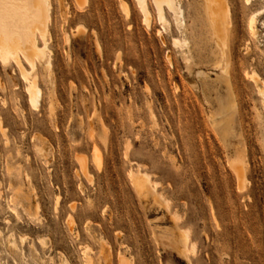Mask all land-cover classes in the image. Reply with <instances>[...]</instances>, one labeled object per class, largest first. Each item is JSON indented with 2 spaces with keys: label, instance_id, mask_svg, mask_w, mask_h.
I'll return each mask as SVG.
<instances>
[{
  "label": "rangeland",
  "instance_id": "obj_1",
  "mask_svg": "<svg viewBox=\"0 0 264 264\" xmlns=\"http://www.w3.org/2000/svg\"><path fill=\"white\" fill-rule=\"evenodd\" d=\"M48 1L50 68L0 57V264H264V0H224L228 75L204 0Z\"/></svg>",
  "mask_w": 264,
  "mask_h": 264
},
{
  "label": "bare ground",
  "instance_id": "obj_2",
  "mask_svg": "<svg viewBox=\"0 0 264 264\" xmlns=\"http://www.w3.org/2000/svg\"><path fill=\"white\" fill-rule=\"evenodd\" d=\"M48 2H49L48 0H0V57L5 59V61L7 60L8 56L9 57L13 56V58L17 59L18 54L21 53L26 58V60L30 62L32 67L35 65L34 64L35 60H38L41 61L46 68L48 69L50 68L51 62L47 55V52L49 51L47 42L51 38V33L47 25L50 15V12H48V10L46 11L47 9L46 4ZM138 2L141 7V10L144 13L145 20L148 23L151 14L148 8V1L138 0ZM177 9L180 12V16L183 17L182 7L178 5ZM204 10L207 15L209 23L212 25L214 29L213 32L214 40L217 41L218 46L220 45L222 48V51L220 53V58L218 59V64H224L225 67L222 68L221 72L222 74L224 73L225 75L227 73V69L229 70L228 66L230 65L229 64L230 62L227 54L228 53L227 49L224 45V40H223L224 32L222 30L225 19L229 18V14H230L229 7H227V4L224 3V0H204ZM182 24L184 23L182 22ZM250 33L251 35L256 36L257 28L255 26V23L250 24ZM39 37L43 40L42 45H40L39 43L38 40ZM186 43H184V45ZM18 62H20V59ZM20 63L19 66L22 67ZM219 66L216 65V67L218 68ZM22 73L25 76V78L29 75L24 70H22ZM247 76L248 77L250 76L254 90L261 99V103L264 106L263 78H261L260 74L257 72L256 69H252L251 73L247 74ZM228 83L230 86V81ZM27 89L29 93L30 103L34 108H37L40 105L43 93L36 78L28 79ZM231 106L233 110L235 108V105L232 103ZM97 151L98 150H95L94 152L95 154L94 159L97 163H100L101 161L99 162V160H101L100 159L101 157L100 155H98L99 152L97 153ZM84 166L83 168H85ZM230 167L235 173L237 180L238 182H240V184L249 182V180L247 179L248 178L247 174L249 172V165L246 161V158L243 155L235 160H232L230 163ZM129 171H130L129 177L131 178V181L138 192L142 194L148 193V195L151 194L160 198L161 200H165V198L161 194H158L157 187L154 184L151 178V174L148 171L143 169V167H141L139 164L136 167H131V170ZM176 217H178L177 214ZM24 237L25 236L23 237L20 236V239L24 241ZM45 238H39V243L44 248L48 247L47 246L48 242L46 241ZM9 239L11 240V248L14 251L20 250L16 244L15 232L11 231L9 235ZM180 243L185 252V256L189 259L190 254H194L197 248V242L193 240L190 230L181 231ZM88 249L89 248L85 249L84 254L85 257L87 258V263L91 264V259L87 255L89 252L87 251ZM61 264H71L68 257L63 253L61 254Z\"/></svg>",
  "mask_w": 264,
  "mask_h": 264
}]
</instances>
